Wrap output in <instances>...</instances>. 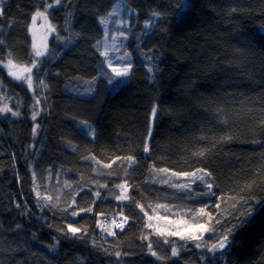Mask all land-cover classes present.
<instances>
[{
	"label": "trees",
	"instance_id": "16d2710c",
	"mask_svg": "<svg viewBox=\"0 0 264 264\" xmlns=\"http://www.w3.org/2000/svg\"><path fill=\"white\" fill-rule=\"evenodd\" d=\"M187 3L179 18L176 0H70L47 9L55 31L29 87L8 66H33L30 26L45 4L3 0L0 109L19 115L0 112V264H264V0ZM118 24L126 39H116ZM113 49L132 62L116 86L101 55ZM201 168L215 196L183 175ZM125 191L128 199H118ZM205 206L211 218L199 213ZM123 216V232L101 233L104 218ZM157 217L180 226L160 230ZM69 222L83 239L66 231ZM234 224L230 249L209 254ZM149 241L163 259L150 255Z\"/></svg>",
	"mask_w": 264,
	"mask_h": 264
},
{
	"label": "snow or ice",
	"instance_id": "6c2138e0",
	"mask_svg": "<svg viewBox=\"0 0 264 264\" xmlns=\"http://www.w3.org/2000/svg\"><path fill=\"white\" fill-rule=\"evenodd\" d=\"M69 2H70V0H65V3L62 5V0H53L52 3H46L45 4V8L46 9H53V8H56V7H64ZM176 2L178 4H180V9L176 12V16L179 18V17H181L184 14V11H185L186 8L189 7V4L187 3V0H176ZM233 11H235V9H233ZM2 15H3V10H2V8H0V16H2ZM152 15H153V18H157V19L160 18V14L159 13H153ZM36 16H43L45 18V20H47V16L43 12H37L36 13ZM33 20H35V17L33 18ZM100 23L101 24H104L105 23V21H104L103 18H101ZM151 26L152 25H151L150 22H146L145 25H144L145 28H149ZM118 27L121 28L120 36L123 37L124 39H126L127 37H126L125 31L123 30L124 25L118 24ZM53 31H55L54 28H53ZM105 33H107V29L106 28H105ZM0 43H2V41H0ZM42 55H44V54L42 52H39V51H37L35 53V56L36 57H40ZM101 55L107 57L108 54H107V52H102ZM152 59L153 58L150 57V56L149 57H146V60H148L149 62ZM9 63H11V61H9ZM114 65H116V66H114ZM33 67H37V63L36 62L33 63ZM108 67L111 68V72L114 74L115 78H121V79H128V78H130V74L132 72L131 55L128 54V53H126L125 55H119V54H117L114 58L108 59ZM146 68H147V72L148 73L151 74L153 72V68H152V66H151L150 63L146 65ZM29 71H31V69H29ZM105 75H106L107 82L109 84H114V83L117 82V80L114 79L113 76L107 75V74H105ZM29 87H31V79H29ZM36 103L39 104L40 101L37 100ZM0 112H11L12 113V116H18L19 115L18 112H12V109L7 108V107L6 108H3V109H0ZM156 113H157V108L154 107L153 110H152V117H153V119H155ZM36 118H37L36 117V114H33L31 116V119L33 121H35ZM37 128H39V124H35V126L33 128V132L34 133L36 132V129ZM85 129L88 132H90V133H94V129H92L87 124H85ZM225 139H231V138L230 137H226ZM144 151L145 152H148L149 151L147 145L145 146ZM127 159L129 161H132L134 158L132 156H129V157H127ZM108 167H110V165H108ZM161 171H165L166 172L167 169H161ZM197 171L200 172V173H202V175H200L199 177H197ZM183 175H185V176H192V177H196L197 179H199L202 182V186L206 189V191L203 193V195H205V196H215L216 195V193L214 191H212L215 181H214V178L212 177L211 172H206L204 169L201 168V169H197L196 171H193L191 173H187L186 172ZM117 187H125L126 188L127 187V184L125 183L124 185H118ZM179 187L183 188L184 185H180ZM37 196L39 197V193H37ZM95 196L96 197H99L100 196L99 191H97L95 193ZM48 199L50 201L51 200V197H48ZM118 199L126 200V199H128V197L126 195H121L120 197H118ZM73 203H75V201H73ZM48 206L51 207V204H49ZM215 206L216 207H219L218 204L215 205ZM16 207L19 208L20 205L17 204ZM206 208H207V206L199 208V213H201V214H207L209 216V218H211V213L210 212H207L206 211ZM141 210L143 211V209H141ZM64 211L67 212V209H65ZM83 211L91 212L92 209H91V207L74 209L73 211H71L70 213H68V215L71 216V217H76V216H79L80 213L83 212ZM246 214H249L250 215V210H246ZM144 215L147 216V213L145 212ZM124 219L126 220L127 217H125ZM151 219H152V217H149V220H151ZM241 222H243V221H241ZM217 223H219V221H217ZM146 226L149 227V228L152 227L151 224H147ZM17 227H19V225ZM117 227H119L120 230H121V232H123V230H124L123 224H119V225H117ZM236 227H237V225L234 224L232 226V228H229L227 230V232L221 234V236L217 238L218 239V242L217 243H213L210 246L211 247V250H217V249L224 250L226 247H228L229 246V236L232 234L233 229L236 228ZM200 228L201 229H204L205 231L208 230V229L205 228V226L203 224H200ZM66 231L68 233H71L73 238L83 239V236H79L78 235L80 233L81 229H79L77 227H74L71 222L68 223L67 230ZM108 234L109 235H113V236L115 235L114 232H109ZM156 234L158 236H164L165 235V233L159 232V231ZM85 235H87V233H85ZM167 236H179L180 239H185V236L182 233H180V232H168L167 233ZM190 238L192 240L199 239V237H196V236H192ZM141 239L142 240H147L148 237L147 236H143V237H141ZM168 243H169V240L168 239H166V238L163 239V244H168ZM196 247L197 248H200L201 245L200 244H197ZM147 248L149 250L150 255L153 256V257H156V259L161 260V259L164 258L162 256H159L157 254V252L153 250V244H152L151 241H149L147 243ZM53 251H55V249H53ZM105 254H107V255H113V253H108L106 250H105ZM127 254L128 253H125V255H127ZM114 255L117 258H119L121 256V253L120 252H115ZM171 255L173 257L179 255L178 249L176 247H174V246L171 248Z\"/></svg>",
	"mask_w": 264,
	"mask_h": 264
},
{
	"label": "rangeland",
	"instance_id": "374dc122",
	"mask_svg": "<svg viewBox=\"0 0 264 264\" xmlns=\"http://www.w3.org/2000/svg\"><path fill=\"white\" fill-rule=\"evenodd\" d=\"M120 2H122V1H120ZM2 3H3V0H0V8H2ZM2 10H3V8H2ZM37 12H43V13L46 14L47 9L46 8L40 9ZM36 13L34 15L35 20L32 21L31 26H30V34H31V38L33 40V46L35 48V50L33 51L34 54L37 51L42 52L44 54V55H42L40 57H36L35 56V58H36L35 62L38 63L39 59L44 57L47 54L48 42H49L50 37L54 35V31H53V27L51 26L50 22L48 20H45V18L43 16H36ZM130 13H131L130 18H131L132 17V12L130 11ZM120 37L121 36H120V33H119L117 35L116 39L119 40ZM114 51H115V49H113L112 51H106L108 55H107V57L103 56L104 60H107V62H108V59L114 58L117 54H119V55H125L126 54V53H124L122 51H118V52H114ZM114 66H116V65H114ZM32 68H33V66H31V65L20 66V65H15L13 63H11L8 66V70L11 73V76H12L13 79H15V80H25L28 83H29V79H32V76H31ZM29 69H31V71H29ZM111 76H113V78H115L114 74L111 75ZM116 80H117V82L112 84L113 86H116L117 84L121 85L122 83L126 82L128 79L117 78ZM119 224H123L124 229H125V226L128 224V221L124 219V216H123V220H121V222H116L115 219L113 218L111 220V222H110V225H108V226H103L100 223L99 224L100 231L103 234L106 232L105 235L108 236L109 232H113L112 230H117V229L120 230V228L117 227V225H119ZM154 224L156 225V227L158 229L163 230V231H167V230H169L172 227L174 228L176 226H180V223H178V222H174V221L172 222V221H169V220H166V219H162L160 217L159 218L157 217L154 220Z\"/></svg>",
	"mask_w": 264,
	"mask_h": 264
},
{
	"label": "water",
	"instance_id": "95a60500",
	"mask_svg": "<svg viewBox=\"0 0 264 264\" xmlns=\"http://www.w3.org/2000/svg\"><path fill=\"white\" fill-rule=\"evenodd\" d=\"M40 1H41V3H43V4L46 3V0H40ZM216 243H217V242H216ZM230 247H231V241L229 240V246L226 247L224 250H219V249H217V250H211V247H210V249H209V254H211V255H215V256L217 257V256L222 255L226 250L230 249Z\"/></svg>",
	"mask_w": 264,
	"mask_h": 264
},
{
	"label": "clouds",
	"instance_id": "9594fccd",
	"mask_svg": "<svg viewBox=\"0 0 264 264\" xmlns=\"http://www.w3.org/2000/svg\"><path fill=\"white\" fill-rule=\"evenodd\" d=\"M113 219V218H112ZM116 221V220H115ZM110 222H111V220H110V218H104L103 219V221H101V224L103 225V226H108V225H110ZM117 222V221H116Z\"/></svg>",
	"mask_w": 264,
	"mask_h": 264
},
{
	"label": "bare ground",
	"instance_id": "6f19581e",
	"mask_svg": "<svg viewBox=\"0 0 264 264\" xmlns=\"http://www.w3.org/2000/svg\"><path fill=\"white\" fill-rule=\"evenodd\" d=\"M126 193H127V191H125V192H124L122 195H126V196H127V194H126ZM110 219H112V218H110Z\"/></svg>",
	"mask_w": 264,
	"mask_h": 264
}]
</instances>
